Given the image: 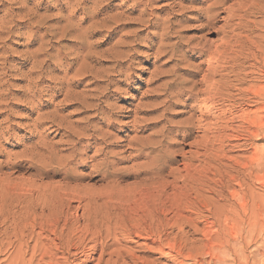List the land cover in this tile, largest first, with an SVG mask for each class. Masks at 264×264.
Segmentation results:
<instances>
[{"label": "rangeland", "instance_id": "rangeland-1", "mask_svg": "<svg viewBox=\"0 0 264 264\" xmlns=\"http://www.w3.org/2000/svg\"><path fill=\"white\" fill-rule=\"evenodd\" d=\"M191 3L188 0L184 5L191 6ZM200 4L197 2L196 6L202 7ZM216 12L214 25L205 30L200 27L199 14L179 10L174 0L0 1V82L7 97L5 102L12 103L4 107L5 114L0 116V137L3 138L0 161L7 165L5 171L13 178L41 180L44 186L52 185L60 190L80 189L81 194L95 198L91 199L88 211L102 218L113 210L115 214L117 209L129 207L139 194L151 192L150 179L169 177L160 182H169L165 185L171 194L178 189H171L169 184L175 177L185 178L188 174L186 178L199 179L198 184H188L186 191L179 189V201L177 193L169 195L168 201H172L166 207L172 210L166 212L168 219L159 214L171 228L165 237L170 236L165 241L170 257L160 259L162 255L157 246L145 237L146 225L135 220L128 221L134 242L126 249L118 246L120 254H117L134 250L136 257L140 254L137 264H208L215 255L224 256L229 264H242L244 260L235 262L232 254L243 256L245 253L254 255L250 264H261L264 259V130L259 126L264 125V103L258 93L264 92V0H220ZM152 23L156 26L148 27ZM30 85L33 91L28 93ZM187 119L193 124L184 128L182 122ZM254 121L258 126L253 125ZM209 139L213 141L211 159L202 149ZM39 141L48 148L41 152L40 173L23 157L24 151ZM164 150L171 153L163 154ZM192 158L196 161L194 168L198 165L194 170L188 166ZM257 162L260 166H256ZM160 182L155 184L156 188L161 189ZM26 188H30L29 183ZM240 191L247 193L246 207L240 205L243 200L236 195ZM221 195L225 196L223 200ZM255 202L256 209L252 207ZM82 203L72 199V206L66 209L70 222L81 220L80 207L88 204ZM221 208L224 215L220 217L218 209L221 211ZM157 213L163 212L160 209L153 212L155 218ZM79 224L84 222L81 220ZM260 228L263 233L259 232ZM253 231L256 233H250ZM91 238L84 234L80 240H73L68 254H58L59 264H112L117 259V254L112 258V252L108 253L114 249L111 247L108 256L100 262L102 240L106 244H112L113 240L104 235L99 239L100 252L93 253ZM145 244L156 249H149ZM169 245L176 250L169 249ZM5 257H0L1 264H6Z\"/></svg>", "mask_w": 264, "mask_h": 264}, {"label": "bare ground", "instance_id": "bare-ground-1", "mask_svg": "<svg viewBox=\"0 0 264 264\" xmlns=\"http://www.w3.org/2000/svg\"><path fill=\"white\" fill-rule=\"evenodd\" d=\"M2 1V0H0ZM188 0H179V1H176L174 0V4L177 8H179V10H182V11H191V12H196L197 14H199V21L201 22V25L200 27L202 29H211V27L214 25L215 23V19H216V16H217V9L219 8V3H220V0H192V3H191V6H186L184 5ZM197 2H200L202 4V7H197L196 6V3ZM200 4V5H201ZM11 11V10H10ZM29 15V14H28ZM177 18V17H175ZM174 18V19H175ZM8 23V22H7ZM10 23V22H9ZM146 23V21L144 22V24ZM6 25V24H5ZM10 25V24H9ZM162 25H164L162 23ZM156 25L155 24H151L149 25L148 27H151V28H154ZM98 28V27H97ZM245 34V33H244ZM5 38H3L2 40V43H5ZM1 51V50H0ZM1 58V57H0ZM0 76H1V72H0ZM8 82V81H7ZM40 84V83H39ZM3 84L0 82V116H2L3 114H5L4 111H6L4 109V107H10V105L12 103H9V102H5L7 101V97H4L5 96V93L4 91H2V88H3ZM33 91V87L30 85L27 89V92L28 93H31ZM73 94V93H72ZM259 94V97L262 98L263 100V103H264V92H261V93H258ZM68 95V94H67ZM69 97V95H68ZM73 98V97H72ZM70 99V98H69ZM70 101V100H69ZM77 101V100H76ZM3 110V111H2ZM10 110V109H9ZM259 121L260 118H259ZM262 121L263 118H262ZM253 125H257L256 121H254ZM2 124V121L0 122V126ZM193 124V122H191V120H185L182 122V127L185 128V126H189L191 127ZM264 124V123H263ZM41 125V123L38 124V127ZM185 125V126H184ZM258 126V125H257ZM262 130H264V125L263 126H259ZM208 131V130H207ZM248 131V130H247ZM73 132H76V131H73ZM204 132H206V129H204ZM209 132V131H208ZM251 132V131H250ZM249 132V133H250ZM229 134V133H228ZM251 134V133H250ZM259 135H260V132H259ZM0 143L2 141V137H0ZM197 144V141L195 143L192 144V146H195ZM213 144V141L211 139L207 140L203 146H202V149L207 152L205 154V156H207V158H210L209 155H211L210 151V147L212 146ZM161 146H164L163 144ZM48 148L45 144H43L41 141H39L35 146H33V148L31 147V149H26L24 151V156L23 157H26L28 162L32 163V165L36 166V171L38 173H40V170H41V167H42V163H41V159L40 157L43 155V153H41L42 151H47ZM196 150H200V147L199 149H196ZM3 151V150H2ZM28 152H31V153H28ZM218 152V151H217ZM51 153V152H50ZM171 153V151H168V150H164L163 151V154H169ZM215 152H213L214 154ZM228 153V152H227ZM226 153V154H227ZM196 154H199V152H197ZM217 154V153H216ZM79 156V154L76 155V157ZM196 156V155H195ZM194 156V157H195ZM198 156V155H197ZM213 156V155H212ZM218 156V155H217ZM221 156V154L219 155ZM224 157V155H223ZM206 158V157H205ZM206 158V159H207ZM220 158V157H219ZM222 158V157H221ZM195 159V158H194ZM191 164H187L188 166H190L191 170H194L195 168L197 169L198 165L195 166L194 168V160ZM199 159V158H198ZM201 159V158H200ZM199 159V160H200ZM211 159V158H210ZM209 159V160H210ZM213 159H216V158H213ZM223 159H226V158H223ZM232 159V158H231ZM51 160H53V158H51ZM83 160V159H81ZM222 161V159H220ZM261 160V159H259ZM264 160V159H262ZM261 160V161H262ZM208 161V160H206ZM215 161V160H213ZM196 162V161H195ZM203 162V161H200V163ZM8 163H11L10 161ZM53 163V162H52ZM205 163V161H204ZM216 163V162H215ZM226 163V162H225ZM259 162H257V165L256 166H260L258 165ZM5 163L0 161V257L1 256H6L5 259H4V262L6 264H59V260L57 258L58 254L60 252H62L63 254L69 252V249H70V243L75 240V239H78L80 240V238H82V236H84V234L86 235H90L92 236V238L89 240V243H91V246H90V250L94 253H97L99 251V244H100V241L99 239H103L104 235H106V238L110 239V240H113V243L111 244H106L103 240L101 242V248H100V251H101V256L100 258L98 259L100 262L103 261V259L105 258V255L107 254V251L111 248V247H114V249L112 251H109L108 253L112 256L113 258V254H117L119 252V249L117 248L118 246H122L123 248H127V245L133 243L134 239H133V236H132V232L131 230H129V222H133L135 220V222H139V224L141 223H144L146 226H145V229H144V233L146 234L145 237L148 236L147 240H149V242L153 245V246H157V249L155 247H149V245H146L147 247H149V249L151 248L152 250L156 249L157 251H159V253L162 255L160 257V259L164 258L163 256H169L170 257V252H167V249L165 248V241L167 242L168 239H166L165 237L168 236V231L171 229L169 228V225L165 224L164 222H166L164 220L161 219V215L163 214V216L167 215L166 212L169 211L167 210V202L169 201H172V200H169L168 201V198H169V195L171 196L172 193H174L173 191H171V194L168 193L167 191V186L165 185V183H167L168 181H166L165 183H161L162 181H164L165 179H169V177H166L164 178H160L161 176H156L151 180L150 183L153 184V189L151 192H147L148 193H141L139 194L138 198L135 197L134 198V202L129 206V207H123L121 210L117 209V213L113 214L114 213V210H113V213H111L110 215L108 214V216L106 217V214H105V217L102 218V217H99L98 215H95V214H91L90 211H88V205L90 207V203H91V199L95 200L94 197H92V195L90 196V194H81L80 193V189H76V188H73V190L71 189V187H68V188H65V189H57L56 186H52V185H48V186H44V184H42L41 180H36V179H26L24 177L22 178H13V176L10 174V173H7L5 170L6 166L7 165H4ZM210 164V163H208ZM218 164V162H217ZM261 164V162H260ZM187 165H185L186 167L184 168H187ZM196 165V164H195ZM202 165V164H201ZM205 165V164H204ZM41 166V167H40ZM210 166V165H209ZM253 166V165H252ZM264 166V165H263ZM262 166V167H263ZM201 167V166H200ZM199 167V168H200ZM219 167V166H218ZM221 167V166H220ZM225 167V166H224ZM227 167V166H226ZM194 168V169H193ZM229 168V167H227ZM248 168V167H247ZM252 168V167H251ZM202 170V173L205 174V172H203V169ZM233 170V169H232ZM249 170V169H248ZM253 170V169H252ZM12 171V170H11ZM187 171V170H186ZM199 171V170H198ZM219 171V170H218ZM224 171V170H223ZM16 172V170H15ZM190 172V171H189ZM193 171H191L192 173ZM208 172V171H207ZM228 172V170H227ZM13 173V172H12ZM191 173H189L191 175ZM197 173V172H196ZM14 174V173H13ZM173 174V173H172ZM171 174V175H172ZM179 174V173H178ZM194 174V173H193ZM201 174V173H200ZM199 174V175H200ZM177 175V174H176ZM197 175V174H196ZM220 175V174H219ZM223 175V174H221ZM220 175V176H221ZM39 174L36 175V178H38ZM170 176V175H169ZM174 176V174H173ZM183 175H181L182 177ZM189 176L188 174L186 175V177ZM193 176V175H192ZM205 177L207 175H204ZM179 177V176H178ZM180 177V178H181ZM183 178L182 180L179 181L180 178H177L175 177V180L173 182H171L169 185H170V188L172 187L173 189H178V191H175L174 195L178 192L179 193V189H184L187 187L188 184H198L197 183V180L199 179H195V178ZM195 177V176H194ZM200 177V176H198ZM196 177V178H198ZM223 177V176H222ZM226 177V175H225ZM172 178V177H171ZM201 178H204V177H200ZM208 178H211L210 176H208ZM208 178H205V179H208ZM214 180V179H213ZM161 181V182H160ZM170 181V180H169ZM202 181V180H201ZM205 181V180H204ZM225 181V180H224ZM158 182H160V185H162L161 189H159V187H155V184ZM181 182L182 185H178V183ZM213 182V181H212ZM218 182V181H217ZM222 182V181H221ZM29 183L30 185V188H26L27 184ZM169 183V182H168ZM200 183V181H199ZM204 183V182H203ZM148 184V183H147ZM151 184V185H152ZM209 184V183H208ZM214 184V183H213ZM150 185V186H151ZM200 185V184H199ZM203 185V184H202ZM207 185V184H205ZM211 185V184H209ZM149 186V187H150ZM157 186V184H156ZM189 186V185H188ZM193 186V185H192ZM191 186V188H192ZM212 186H215V185H212ZM198 187V186H197ZM207 187V186H206ZM152 188V186H151ZM171 188V189H172ZM209 188V187H208ZM211 188V187H210ZM210 188L208 191H210ZM215 188V187H214ZM225 188V187H224ZM145 189V188H144ZM150 189V188H149ZM216 189V188H215ZM143 190V189H142ZM151 190V189H150ZM170 190V189H169ZM185 190V189H184ZM183 190V191H184ZM188 191L190 189H187ZM196 191H198V189H195ZM186 191V190H185ZM187 191V192H188ZM196 191H195V196H196ZM203 191V190H202ZM201 193H204L202 192ZM218 191V190H217ZM222 191V190H221ZM220 191V192H221ZM192 192V191H191ZM219 192V194H220ZM178 193L176 196H178ZM182 193V191L180 192ZM186 193V192H185ZM183 193V194H185ZM193 193V192H192ZM218 193V192H217ZM224 193V191H222V194ZM137 194V193H136ZM187 195H191V193H186ZM208 194V193H207ZM247 193H245L244 191L243 192H237L236 195L239 196L242 200H243V203H240L241 206L243 207H246L248 205V197L246 195ZM200 196V193L198 194ZM204 195V194H203ZM202 195V196H203ZM210 195V194H209ZM225 195V193H224ZM175 196V197H176ZM220 196V195H219ZM222 196V195H221ZM193 197V196H192ZM198 197V196H197ZM195 197V198H197ZM204 197V196H203ZM212 196H210L209 198H211ZM223 197V196H222ZM171 198V197H170ZM179 196L176 198L178 199L177 201H179ZM184 198V197H183ZM181 198V199H183ZM200 198V197H199ZM213 198V197H212ZM211 198V199H212ZM225 198V196L223 198H221L222 200ZM72 199H77L80 203H85V201H87L88 204L86 205H83V207H80L82 208L83 210V213L82 215L80 216L81 217V220L84 222V224L80 225L79 222L81 220L78 219V221H75V222H70L69 219L66 218V209H69L70 206H72ZM175 199V200H176ZM194 199V198H193ZM220 199V200H221ZM92 200V203H94ZM174 198H173V201H175ZM187 200V199H186ZM214 200V199H213ZM212 200V201H213ZM216 200V199H215ZM184 201V200H183ZM199 201V200H197ZM217 201V200H216ZM2 202V203H1ZM75 202V201H74ZM97 203V201H95ZM181 202V201H180ZM194 202V201H193ZM192 202V203H193ZM227 202V201H226ZM82 203V204H83ZM173 203V202H172ZM186 204L187 201H185ZM182 204L181 207L184 206V204ZM189 203H190V199H189ZM203 202H201V205H202ZM95 204V203H94ZM176 204V203H175ZM195 204V203H194ZM193 204V205H194ZM204 204V203H203ZM93 205V204H92ZM173 205V204H172ZM170 205V206H172ZM254 205V208L256 207V202L252 204V207ZM97 206H100V205H97ZM96 206V207H97ZM179 206V205H178ZM188 206V205H187ZM190 206V204H189ZM197 206V205H196ZM195 206V207H196ZM95 207V209H97ZM177 207V206H176ZM192 207V206H191ZM208 207V206H207ZM223 207V205H222ZM251 207V208H252ZM259 207V205L257 206V208ZM263 207V206H262ZM170 208V207H169ZM168 208V209H169ZM171 208H174V206H172ZM180 208V207H178ZM187 208V207H186ZM185 208V209H186ZM193 208V207H192ZM206 207L204 206V209ZM210 208V206L208 207V209ZM160 209L163 213H157L158 214V217L155 218V216L153 215V212L155 214V212H157V210ZM175 209V208H174ZM184 209V208H183ZM197 209V207H196ZM207 209V208H206ZM240 209V208H239ZM256 209V208H255ZM254 209V210H255ZM98 210V209H97ZM101 210V209H100ZM172 209H170L171 211ZM177 210V209H176ZM175 210V211H176ZM189 210V209H188ZM186 210V211H188ZM192 210V209H191ZM202 210V209H201ZM224 211V208L222 209L221 208V211ZM234 210V209H233ZM249 210V209H248ZM252 210V211H254ZM93 211V210H92ZM99 211V210H98ZM97 211V212H98ZM111 211V209H110ZM169 211V212H170ZM198 211V210H197ZM203 211V210H202ZM206 211V210H205ZM210 211V210H209ZM213 211H215L213 209ZM218 211L220 212L218 216H222L220 214H223V211L221 213V211L218 209ZM226 211V210H225ZM228 211V210H227ZM236 211V210H235ZM240 211V210H239ZM246 211V210H245ZM256 211V210H255ZM259 211V210H258ZM179 212V210H178ZM183 212V211H182ZM185 212V211H184ZM195 212V210H194ZM201 212V211H200ZM207 212V211H206ZM233 212V211H232ZM100 213V212H98ZM175 213V212H174ZM174 213H172L174 215ZM177 213V212H176ZM197 213V212H196ZM218 213V212H217ZM227 213V212H226ZM229 213V212H228ZM227 213V214H228ZM247 213V212H246ZM161 214V215H159ZM183 214V213H181ZM235 214V212H234ZM233 214V215H234ZM253 214H255L253 212ZM104 215V213H103ZM177 215V214H176ZM175 215V216H176ZM179 215V214H178ZM193 215V214H192ZM202 215V214H201ZM211 215L215 217V215L211 212ZM226 215V214H225ZM231 215V214H230ZM162 216V218H163ZM186 216V215H184ZM183 216V217H184ZM191 216V215H190ZM204 216V215H203ZM211 216V217H212ZM217 216V215H216ZM241 216V215H240ZM166 217V216H165ZM164 217V218H165ZM170 217V216H169ZM168 217V218H169ZM187 217V216H186ZM184 217V218H186ZM193 217V216H192ZM191 217V218H192ZM197 217H200L197 216ZM224 217V216H223ZM233 217V216H231ZM230 216L229 218L232 219ZM70 218V217H68ZM128 218H130V220H128ZM167 218V217H166ZM167 218V219H168ZM181 218H182V215H181ZM189 218V217H187ZM194 218V219H193ZM192 219L195 220V217H193ZM213 218V217H212ZM218 218V217H216ZM244 218V216H243ZM253 218V216H252ZM251 218V219H252ZM256 218V217H255ZM157 221H156V220ZM190 219V218H189ZM200 219V218H199ZM204 219V218H203ZM208 219V218H207ZM219 219V218H218ZM223 219V218H220V220ZM250 219V218H249ZM254 219V218H253ZM260 219V217H259ZM263 219V218H262ZM115 220V221H113ZM117 220V221H116ZM162 220V223L158 221H161ZM171 220V219H170ZM176 221V218L174 219ZM182 220V219H181ZM191 220V219H190ZM198 220V219H197ZM214 220V219H213ZM217 220V219H216ZM228 220V218H227ZM226 220V221H227ZM258 220V218H257ZM64 222V224H61V222ZM129 221V222H128ZM218 221V220H217ZM229 221V220H228ZM232 221V220H231ZM254 221V220H253ZM256 221V220H255ZM141 222V223H140ZM198 222V221H197ZM209 222V221H208ZM213 223V221H211ZM216 223V221H214ZM222 222V221H221ZM221 222H219L218 224H220ZM245 222V221H244ZM263 222V221H262ZM158 223V224H157ZM191 224H193V221L191 220L190 221ZM196 223V221H195ZM194 223V224H195ZM251 223V221H250ZM257 223V221H256ZM136 224V223H135ZM171 224V223H169ZM173 224H174V221H173ZM181 224V223H180ZM179 224V225H180ZM189 224V223H187ZM190 224V225H191ZM202 224V223H201ZM245 224V223H244ZM80 225V226H78ZM138 225V224H137ZM172 225V224H171ZM170 225V226H171ZM176 225V223H175ZM174 225V226H175ZM185 225V224H184ZM222 225V224H221ZM227 225V224H226ZM135 226V225H134ZM138 226H141V225H138ZM137 226V227H138ZM182 226V225H181ZM187 226V225H186ZM185 226V227H186ZM195 226V225H194ZM192 226V227H194ZM198 226V225H197ZM196 226V227H197ZM224 226V225H223ZM264 226V225H263ZM143 227V225H142ZM240 227H242L240 225ZM134 228V227H133ZM177 228V227H176ZM218 228V226H217ZM243 228V227H242ZM241 228V229H242ZM264 228V227H263ZM263 228H260L262 229L261 231H259L260 233H263ZM132 229V228H131ZM135 229V228H134ZM179 229V228H178ZM181 229V228H180ZM179 229V230H180ZM195 230V227L193 228ZM197 229V228H196ZM220 229V228H219ZM224 229V228H223ZM143 230V229H141ZM140 230V231H141ZM176 230V229H175ZM183 230V229H181ZM199 230V228H198ZM197 230V231H198ZM244 230V229H243ZM122 231V232H121ZM171 231V230H170ZM189 231V230H188ZM187 231V232H188ZM224 231V230H222ZM241 231V230H239ZM263 231V232H262ZM83 233V235L81 236V234ZM183 232V231H182ZM192 232V231H191ZM196 233V231H194ZM199 232V231H198ZM202 232V231H201ZM216 232V231H215ZM242 232V231H241ZM256 233V231H253V232H250V233ZM124 233V234H123ZM135 233V231H134ZM142 233V232H141ZM193 233V232H192ZM217 233V232H216ZM248 233V232H247ZM246 233V234H247ZM79 234L81 237H79ZM173 234V233H172ZM176 234V233H175ZM178 234H180V237L181 236V233L178 232ZM183 234L185 235V233L183 232ZM241 234V233H240ZM245 234V233H244ZM119 235H122V237H119ZM135 235V234H134ZM183 235V236H184ZM194 235V234H193ZM212 235V234H210ZM209 235V237H210ZM217 235V234H215ZM214 235V236H215ZM254 235V234H253ZM253 235L251 234V236L253 237ZM264 235V233H263ZM262 235V236H263ZM188 236V235H187ZM190 236V235H189ZM213 236V237H214ZM222 236V235H219V237ZM225 236V235H224ZM241 236V235H240ZM141 237V236H140ZM144 237V235H143ZM141 237V238H143ZM175 237V235H174ZM195 237V236H194ZM211 237V238H213ZM226 237V236H225ZM229 237V236H228ZM242 237V236H241ZM248 238L247 235H245V238ZM251 237V238H252ZM84 238V237H83ZM187 238V237H186ZM193 238V237H192ZM216 238V237H215ZM214 238V239H215ZM223 239V237H221ZM246 238V239H247ZM172 239V237H171ZM174 239V238H173ZM181 238H179L180 240ZM189 239V238H188ZM191 239V238H190ZM205 239V238H204ZM208 239V238H207ZM219 239V238H218ZM243 239V238H241ZM264 239V237H263ZM82 240V239H81ZM170 240V239H169ZM187 239H185L186 241ZM194 240V238H193ZM221 240V239H220ZM219 240V241H220ZM227 240V239H226ZM225 240V241H226ZM229 240V238H228ZM240 240V239H239ZM252 240V239H251ZM83 241V240H82ZM87 241V240H86ZM107 241V240H106ZM183 242V239L181 240ZM188 241V240H187ZM199 241V240H196V242ZM218 241V240H216ZM237 241V240H236ZM235 241V242H236ZM243 241V240H242ZM80 242V241H79ZM108 242V241H107ZM111 242V241H110ZM175 242V240H174ZM178 242V240H177ZM176 242V243H177ZM191 242H193L194 244V241L191 240ZM228 242V241H227ZM230 242V241H229ZM228 242V243H229ZM233 242V243H235ZM244 242H246L244 240ZM252 242V241H251ZM84 243V242H82ZM81 243V244H82ZM171 243V242H170ZM173 243V242H172ZM184 243V242H183ZM188 243V242H187ZM220 243V242H219ZM238 243V241H237ZM240 243V242H239ZM242 243V242H241ZM253 243V242H252ZM264 243V242H263ZM79 244V243H78ZM137 244V243H136ZM168 244V243H167ZM178 244V243H177ZM196 244V243H195ZM194 244V245H195ZM221 244V243H220ZM224 244V243H223ZM76 245V244H75ZM80 245V244H79ZM138 245V244H137ZM179 245V244H178ZM192 245V244H191ZM190 245V246H191ZM193 245V246H194ZM238 245V244H237ZM244 245V244H243ZM144 246V245H143ZM174 246H176L174 244ZM181 246V245H180ZM185 246V245H184ZM188 246V245H186ZM200 246V245H199ZM226 246V245H225ZM224 246V247H225ZM230 246V244H229ZM236 244L233 246L235 247ZM249 246V244H248ZM264 246V245H263ZM73 246H71L72 248ZM137 247V246H136ZM142 247V246H141ZM195 247V246H194ZM203 247V246H201ZM214 247H217V246H214ZM221 247V246H220ZM219 247V248H220ZM227 247V246H226ZM88 248V246H87ZM146 248V247H145ZM169 249L171 248L172 250H174L175 248L172 247V245H169L168 247ZM177 248V246H176ZM181 248V247H180ZM183 248V247H182ZM187 248V247H185ZM184 248V249H185ZM190 248H193L192 246ZM204 248V247H203ZM212 248V247H211ZM223 248V247H222ZM231 248V247H230ZM236 248V247H235ZM247 248V247H246ZM130 249V248H128ZM195 249V248H194ZM205 249V248H204ZM215 249V248H214ZM217 249V248H216ZM215 249V251H216ZM226 249V248H225ZM240 249V247H239ZM245 249V247H244ZM242 249V250H244ZM140 250V249H139ZM176 250V249H175ZM213 250V249H212ZM222 250V249H221ZM224 250V249H223ZM247 250V249H246ZM245 250V251H246ZM99 251V252H100ZM125 251V250H124ZM130 251V250H129ZM134 251V250H132ZM131 251V252H132ZM138 251V250H137ZM156 251V253H157ZM177 251H178V248H177ZM186 251V250H185ZM190 251V249H189ZM208 251V250H207ZM211 251V250H210ZM219 251V254H220V250L218 249ZM229 251V249H228ZM88 252V251H87ZM131 252H128V250H126V252H124L122 255H118L120 253H118L116 256H117V259L113 260L115 263H119V264H137L136 262V259H138L137 257L140 255L138 253V256L136 257V255ZM142 252V250H141ZM174 252V251H173ZM213 252V251H212ZM211 252V253H212ZM222 252V251H221ZM226 252V251H225ZM232 252V251H231ZM233 252H236V254L238 253L237 251H234ZM264 252V251H263ZM155 253V252H154ZM177 253V252H176ZM181 253V252H179ZM192 253V252H190ZM188 253V254H190ZM224 254V252H222ZM230 253V252H229ZM247 253V252H246ZM255 253V252H254ZM259 253V252H257ZM68 254V253H67ZM74 254V253H73ZM87 253H85L86 255ZM174 254V253H173ZM183 254V252H182ZM213 254V253H212ZM218 254V252H217ZM223 254L219 255V256H222ZM227 255H229L228 253H226ZM241 254V253H240ZM244 255L243 256H240V255H234L232 254V256H234L233 260H235V262L237 261H241V260H244V262L242 264H250V259H252L253 257V260H254V255L253 256H250V255H246L245 253H243ZM256 254V253H255ZM61 255V254H60ZM59 255V256H60ZM145 255V254H144ZM215 255V254H214ZM225 255V254H224ZM76 256V255H75ZM108 256V254H107ZM115 256V257H116ZM147 256V255H146ZM150 256V255H149ZM209 256V254H208ZM226 256V255H225ZM65 257V256H64ZM64 257H61L64 258ZM152 257V255L150 256ZM177 257V256H176ZM224 257V256H223ZM223 257H218V255L214 256V258L212 259L210 257V259H212L208 264H226L228 262V259H225ZM230 257V255H229ZM259 257V256H257ZM74 258V257H73ZM90 260H91V257L89 256L88 257ZM110 258V257H109ZM111 258V260H112ZM180 258V257H179ZM196 258V257H194ZM228 258V257H227ZM264 258V257H263ZM76 259V258H74ZM141 259V258H140ZM145 259H148V258H145ZM169 259V258H168ZM172 259V256L171 258ZM183 259V258H182ZM189 259V258H188ZM107 260V259H106ZM107 260L108 263L111 262ZM153 260V259H152ZM156 260V259H155ZM186 260V259H185ZM192 260V259H191ZM237 260V261H236ZM71 261V260H70ZM75 261V260H73ZM97 261V260H96ZM105 261V260H104ZM142 261H143V258H142ZM151 261V260H150ZM169 261V260H168ZM174 261V260H173ZM188 261V260H187ZM231 261V260H230ZM252 261V260H251ZM68 262V261H66ZM112 263V264H115V263ZM139 262V260H138ZM141 262V261H140ZM151 262H154V261H151ZM157 262V261H155ZM162 262V261H161ZM160 262V263H161ZM176 262V261H175ZM181 262V261H180ZM183 262V261H182ZM185 262V261H184ZM234 262V263H235ZM99 263V262H98ZM105 263V262H104ZM143 263V262H141ZM178 263V262H177ZM230 263V262H229ZM227 263V264H229ZM233 263V262H232ZM254 264H256V262H253ZM261 264H264V259L260 261ZM1 264V263H0ZM154 264V263H153ZM163 264V263H162ZM174 264V263H172ZM179 264V263H178ZM183 264V263H182ZM197 264V262L195 263Z\"/></svg>", "mask_w": 264, "mask_h": 264}]
</instances>
